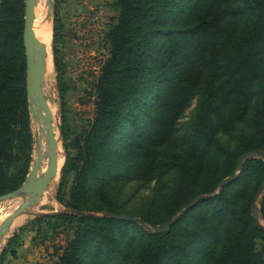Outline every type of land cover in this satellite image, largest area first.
<instances>
[{"label":"trees","instance_id":"1","mask_svg":"<svg viewBox=\"0 0 264 264\" xmlns=\"http://www.w3.org/2000/svg\"><path fill=\"white\" fill-rule=\"evenodd\" d=\"M115 1L92 115L70 122L61 104L65 163L55 197L63 208L155 226L217 192L243 155L264 151V0ZM25 14L26 0H0V196L26 181L33 162ZM59 53L54 46L63 97L70 86ZM152 181V195L139 198ZM263 182L264 155L249 157L238 178L168 232L68 214L38 216L21 231L51 233L55 264H264V224L252 212ZM259 204L264 220V192ZM18 237L9 241L15 258Z\"/></svg>","mask_w":264,"mask_h":264},{"label":"rangeland","instance_id":"2","mask_svg":"<svg viewBox=\"0 0 264 264\" xmlns=\"http://www.w3.org/2000/svg\"><path fill=\"white\" fill-rule=\"evenodd\" d=\"M115 0H64L57 3L53 0V6L50 16L52 22V51L54 57V46L59 50L60 60L63 69L66 72L65 78L68 87L65 95L59 90V73L55 67L54 59V73L52 78L46 83L44 82L43 91L45 97L49 101L52 109L53 119L58 124L62 125L60 112L62 110V103L65 102L66 116L70 122L80 116L88 117L92 115L94 110V90L92 85L96 76L99 73L101 64L108 57L109 44L104 38L105 31L114 23L118 16V9ZM50 6V4H49ZM56 21V23H55ZM58 27L59 33L57 41L54 43V28ZM50 87V88H49ZM46 88V89H45ZM54 95V100L51 101V96ZM199 96H196L190 107L184 113L183 121L190 119L193 110L195 109ZM39 118L32 117V130L34 136L33 144V163L38 155V125ZM59 130V129H58ZM222 140L229 141L228 136H222ZM61 144V143H59ZM61 156L64 151L60 146ZM44 154V153H43ZM47 157V155H45ZM44 157V158H45ZM47 157L46 159H48ZM64 163V162H63ZM49 164V160H48ZM32 168V167H31ZM61 178L59 177L56 182L49 186L46 191L50 200L44 203L37 204L34 207L27 208L26 212L17 216L12 225L10 226L7 234L3 236L0 242V258L4 253V259L0 264H55L58 257L54 254L57 246H53L51 240L47 238L51 233L41 237L37 234L32 240L31 229L21 231L29 221L35 219L31 212H50L53 210L63 209L62 205L57 201L55 194L57 186ZM156 181H152L140 193L139 198L152 195ZM132 190V186L128 187V191ZM136 198L133 203L135 205L139 202ZM260 199V198H259ZM28 200L26 196H18L0 203V225L12 213L18 209L23 202ZM259 203V200H258ZM260 209V204H259ZM27 218L30 220L27 222ZM264 224V220H260ZM156 226V225H155ZM18 231L19 237L17 239L16 258L10 252L9 241L13 238L14 234ZM62 244V242L58 243ZM264 245V240L258 241V247ZM15 248V246H13Z\"/></svg>","mask_w":264,"mask_h":264},{"label":"water","instance_id":"3","mask_svg":"<svg viewBox=\"0 0 264 264\" xmlns=\"http://www.w3.org/2000/svg\"><path fill=\"white\" fill-rule=\"evenodd\" d=\"M49 14L51 16L53 0L49 1ZM35 6L36 0H26V14H25V26H24V45L26 49L27 57V91L30 100V110L32 117H36L40 114L41 109L45 112V125L48 130V148L43 154L41 151L38 152L35 162L32 165L31 171L28 175L26 181L16 190H13L9 193L3 194L0 196V203L9 200L18 196H26L28 200L23 202V204L14 212H12L0 225V241L3 239V236L7 234L10 226L14 220L20 214L26 212L27 208L34 207L37 204H40L44 193L48 190L49 186L53 183L54 179L59 173V149L58 142L62 145V151H64V144L62 142L63 129L62 125L58 124L59 136L58 139L55 136L53 128V113L49 101L45 97L43 86L45 82V66L42 62L44 49L42 42L38 39L35 31ZM38 50V52H37ZM54 59V57H53ZM54 100V95L51 96V101ZM35 101V106L33 102ZM45 155H49V166L44 174H40L41 166L44 160ZM259 155H264V151H251L243 155L240 159L239 171L235 174H232L224 178L219 183V189L217 192L212 194H202L195 198L192 202L187 204L181 211H179L171 219L161 222L156 226H152L147 223L143 218L139 216H132L127 214L116 213L113 211H105L102 213L88 212L77 210L73 208H63L61 210H53L50 212H31L34 217L36 216H54L60 214L76 215L79 217H95V216H104V217H113L122 220L134 221L141 224L148 231H153L156 233L168 232L171 230L172 226L191 208L196 206L200 201L212 197L223 190V188L238 178L243 163L249 157H256ZM64 156V153H63ZM65 157V156H64ZM65 163V161H64ZM64 163L60 171V178L64 171ZM264 192V182L260 187L254 203L252 204V212L256 216V219L260 222V209L258 200ZM30 218H27L29 221ZM264 228V226H263Z\"/></svg>","mask_w":264,"mask_h":264},{"label":"bare ground","instance_id":"4","mask_svg":"<svg viewBox=\"0 0 264 264\" xmlns=\"http://www.w3.org/2000/svg\"><path fill=\"white\" fill-rule=\"evenodd\" d=\"M49 1L50 0H36V6H35V31H36L38 39L43 44L44 54H43L42 62L45 66V80L47 84H48V81L52 78V75L54 73L53 72L54 71V59H53V51L51 47V43H52V24L51 23L52 22L50 21L51 19H50V14H49ZM33 106H35V101L33 102ZM37 117L39 118V121H38V125H39L38 149L42 153H45L48 148V130H47V127L44 121L45 112L43 109H41L40 114L36 116L35 118ZM53 128H54L55 136L58 139V136H59L58 123L54 119H53ZM59 143L60 142H58L59 173L55 178V182L60 177V171H61V168L64 162V159L60 153L61 152L60 146L62 147V145ZM47 157H49V155H47ZM47 157H45L43 160L41 171H40L41 175L44 174V172L47 170L49 166L48 164L49 158L46 159ZM49 200H50V196H47V193L45 192L40 203L42 204Z\"/></svg>","mask_w":264,"mask_h":264},{"label":"crops","instance_id":"5","mask_svg":"<svg viewBox=\"0 0 264 264\" xmlns=\"http://www.w3.org/2000/svg\"><path fill=\"white\" fill-rule=\"evenodd\" d=\"M27 222H28V221H27ZM25 225H26V224H25ZM17 232H18V231H17ZM17 232H16V233H17ZM34 234L37 235V234H36V231H33V233H32V240H31V242L34 241V238H35ZM33 237H34V238H33ZM17 250H18V247H17Z\"/></svg>","mask_w":264,"mask_h":264}]
</instances>
